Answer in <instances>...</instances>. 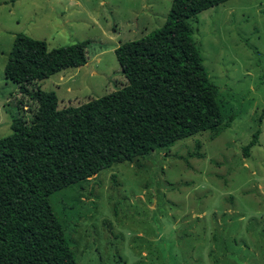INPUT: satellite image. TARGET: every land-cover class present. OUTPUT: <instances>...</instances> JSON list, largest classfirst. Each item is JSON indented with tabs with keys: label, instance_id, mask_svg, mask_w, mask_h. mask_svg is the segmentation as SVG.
<instances>
[{
	"label": "rangeland",
	"instance_id": "obj_1",
	"mask_svg": "<svg viewBox=\"0 0 264 264\" xmlns=\"http://www.w3.org/2000/svg\"><path fill=\"white\" fill-rule=\"evenodd\" d=\"M171 1L0 0V138L36 108L3 72L16 33L48 49L91 41L86 64L27 84L76 106L125 84L114 48L162 26ZM191 26L234 119L51 194L78 264H264V0H227Z\"/></svg>",
	"mask_w": 264,
	"mask_h": 264
},
{
	"label": "trees",
	"instance_id": "obj_2",
	"mask_svg": "<svg viewBox=\"0 0 264 264\" xmlns=\"http://www.w3.org/2000/svg\"><path fill=\"white\" fill-rule=\"evenodd\" d=\"M225 1L172 0L162 26L114 49L125 84L76 106L58 108L55 91L27 84L86 64L91 41L48 49L44 40L15 34L3 72L36 108L29 120L11 114L12 132L0 138V264H78L51 194L230 126L234 115L222 110L191 26ZM259 133L243 146L246 157Z\"/></svg>",
	"mask_w": 264,
	"mask_h": 264
},
{
	"label": "crops",
	"instance_id": "obj_3",
	"mask_svg": "<svg viewBox=\"0 0 264 264\" xmlns=\"http://www.w3.org/2000/svg\"><path fill=\"white\" fill-rule=\"evenodd\" d=\"M115 49V48H114Z\"/></svg>",
	"mask_w": 264,
	"mask_h": 264
}]
</instances>
